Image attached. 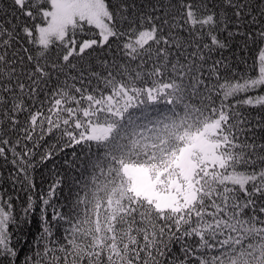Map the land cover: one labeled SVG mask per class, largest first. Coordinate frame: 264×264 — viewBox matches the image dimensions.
<instances>
[{"label":"snow or ice","instance_id":"snow-or-ice-1","mask_svg":"<svg viewBox=\"0 0 264 264\" xmlns=\"http://www.w3.org/2000/svg\"><path fill=\"white\" fill-rule=\"evenodd\" d=\"M0 264H264V0H0Z\"/></svg>","mask_w":264,"mask_h":264},{"label":"trees","instance_id":"trees-1","mask_svg":"<svg viewBox=\"0 0 264 264\" xmlns=\"http://www.w3.org/2000/svg\"><path fill=\"white\" fill-rule=\"evenodd\" d=\"M42 172H43L42 169H38L36 173L37 190H39V188L41 187L40 176ZM38 231H39V222H38V210H37V213L32 214L30 219L26 220L25 223L22 225V230L20 231L19 235L17 236V234L14 233L13 236L14 242L17 239L19 240V243L16 245L19 249V259H23V256L28 250L29 244L33 241L34 236Z\"/></svg>","mask_w":264,"mask_h":264}]
</instances>
